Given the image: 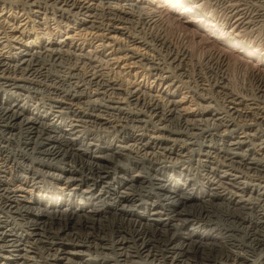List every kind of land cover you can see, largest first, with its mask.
<instances>
[{"label":"bare ground","instance_id":"1","mask_svg":"<svg viewBox=\"0 0 264 264\" xmlns=\"http://www.w3.org/2000/svg\"><path fill=\"white\" fill-rule=\"evenodd\" d=\"M167 1L188 20L203 17L209 33L239 46L237 54L264 61V51L234 36L247 25L254 42L264 4L216 0L228 17L220 26L197 0ZM18 7L33 23L43 16L37 25L46 29L49 19L75 35L100 31L103 48L71 59L74 46L49 30L42 41L15 39L20 46L11 51L14 35L0 30L8 48L0 51V142L7 144L0 160L15 178L17 169L44 179L55 168L71 174L67 186H87L76 196L57 183L33 184L34 196L21 200L0 178V264H264L260 71L250 72L249 87H235L224 53L193 60L186 38L171 41L147 0H0V11ZM111 42L143 80L107 66L101 55ZM180 88L207 103L181 106Z\"/></svg>","mask_w":264,"mask_h":264},{"label":"rangeland","instance_id":"2","mask_svg":"<svg viewBox=\"0 0 264 264\" xmlns=\"http://www.w3.org/2000/svg\"><path fill=\"white\" fill-rule=\"evenodd\" d=\"M196 1V0H194ZM199 1V2H198ZM197 0L194 3H197L199 5V8L203 7L202 9H204L205 11H207V15H211L212 18L213 16H216L217 20H221V22L219 23L220 26H223L224 22L228 17L225 16V14L223 13L222 15V6H220V4L216 1V0ZM254 1V2H253ZM249 0V2H251L252 4H259L260 6H262L264 4V0H258V2H256L257 0ZM149 2V3H148ZM215 2V3H214ZM262 2V3H261ZM149 4L150 7L156 8V11L158 13H160L161 17H163V22H165V34L166 36L173 42H177L178 39L180 38V36L178 35H182L183 37H185V41L187 42L189 48L192 50V55H193V60H198V58L200 59V57H202V55L210 50H214V51H218L219 53H224L225 56L228 59V63H229V67H228V74L229 77L231 79V83L237 87L240 88L239 86H246L249 87L248 85L249 83V74L250 72L253 71H260V73L264 76V61H258V59H256L254 56H244L241 54H237L236 51H238V47L239 46H231L227 43H225L222 39L219 38L220 34L219 32H215V33H209L207 30V26L208 22L203 21L204 19L198 18L197 16L195 18L189 19L188 18H184V16L182 14H179L180 6H175L176 4L169 2L167 0H147V5ZM203 5V6H202ZM264 6V5H263ZM262 6V7H263ZM206 8V9H205ZM221 8V9H220ZM264 8V7H263ZM8 8H5L3 11H0V22L5 18L7 21H10L8 27L7 25L2 26V28H0L1 31L7 33L8 35L12 36L14 35V38L10 41L11 45H15L13 47V49L9 50L11 51H17L18 47L20 46V44H16L17 41H14L15 39H19V40H26L27 41H42V39H44V37H48V35L46 34L47 31H51V36L54 39L57 40H63L64 43H69L70 46H74L73 47H69V46H64L63 49L67 50V47H69L68 52H70V58L73 59L74 55L76 54V56L79 54H83L84 52H86L87 50L91 51V50H96L95 52H97V55L101 54L102 51V41L100 42L99 40L97 41V37L99 38V35L101 34L100 31H97L94 33L95 30H93L90 34L87 31L86 33L81 32V36L80 35H75V33L70 29V27H61L59 30L55 29V24L52 20L47 19L48 24H47V29L46 26L44 25H37L39 23H43L44 19L43 16H41V18H36L35 22H31V20L33 19L32 17L29 19L27 17L26 14H23V11L20 10V8L18 7L17 9H13L12 14H10V12L8 11ZM15 10V11H14ZM221 10V11H220ZM14 16V19H12L11 17ZM7 17V18H6ZM225 17V19H223ZM199 19V20H198ZM201 21V22H199ZM11 23H13V25H11ZM228 23H230L228 21ZM249 25V24H248ZM11 26V27H10ZM33 26V28H32ZM62 26V25H60ZM204 26V27H203ZM13 27H15L14 29H12ZM49 27V28H48ZM247 27V25H245V27H242L240 30L237 29V32L234 33V36L239 37V39H241L242 41H244V43H248V44H252L253 50L254 49H259L261 52H263L264 50V34H263V30L264 28H260L256 29L254 28V34L256 35V39L254 40V42H250L249 38H253L254 36H248L247 34H249L248 32H246L245 28ZM249 27L251 28V26L249 25ZM6 29V30H5ZM24 29V30H23ZM245 30V31H244ZM43 33V34H42ZM45 33V34H44ZM106 32H104L105 34ZM238 33V34H237ZM85 35V37H84ZM117 35V34H116ZM118 34L117 37L119 39V41H123V42H127V38L124 39L126 37V35H120ZM246 35V36H245ZM111 37L114 36L115 34L111 33L109 34L107 37ZM241 36V37H240ZM18 37V38H17ZM73 37V40L70 42L69 40ZM96 37V38H95ZM246 37V38H245ZM22 38V39H20ZM37 38V39H36ZM117 38V39H118ZM233 38V37H230ZM248 38V39H247ZM3 39V38H2ZM1 39V40H2ZM106 39V38H105ZM92 40V41H91ZM126 40V41H125ZM252 40V39H251ZM91 41V42H90ZM14 43V44H13ZM105 44V43H104ZM117 43H110V45H108L107 47L104 48L103 51V55H101L105 60H108V64L107 66H109L110 68L114 69V71H116V69L123 70L124 71V75L127 72H137L136 75V82H139L140 80H143V78H141L140 76H138V73L141 71V68L137 67V63L136 64H132L128 62H131L130 59H128V57L123 56V52L118 51V52H114L112 51V48H109V46H113L114 49H117L118 44ZM258 44V45H257ZM260 45V46H259ZM80 47L81 50H78L77 47ZM134 46V47H133ZM130 48L135 49V47H137L136 45H129ZM234 47V48H233ZM144 47L141 46L140 48H138V51H140V53H144L147 54L149 53V51H147V49H143ZM8 48H1L0 46V51L3 53L7 50ZM140 49V50H139ZM147 52H146V51ZM72 52V53H71ZM100 54H99V53ZM72 54V55H71ZM120 56L119 60H115L114 57L115 56ZM111 60V61H110ZM116 62V63H114ZM263 62V63H262ZM128 64V65H127ZM104 66V65H103ZM109 67H105L103 68V71H107V69ZM149 77V81L152 80V78ZM133 79V78H131ZM240 84V85H239ZM151 86L149 88L153 89L154 84H150ZM180 93H184V95H186L185 99L183 100V104L181 106H189L191 105V107L195 108V105H192V99L195 100V102L200 101L201 104H206L207 102H204V100H201L197 95H195L194 93L189 92L187 89L185 88H180ZM205 93V92H204ZM194 95V96H193ZM179 95L178 97H176L177 99H180ZM190 96H193L190 97ZM190 101H192L190 103ZM213 104V103H211ZM102 136V134H101ZM112 135H107L106 137L111 138ZM4 146L2 148H5V146H7L6 142H0V146ZM12 148L14 146H11ZM8 154V152H7ZM21 159H19L20 161ZM8 165H13L12 161H9ZM38 167V171H39V166ZM17 167H15L16 169ZM0 178L2 181L5 182V184H7V187H9L11 190H13V194H15V196L21 200H31V198L34 196L33 193V184L35 185H43L44 186H54V184L57 183L58 187H63V192L64 193H69V194H73V192H75L76 196H80L81 194H83L82 191H84V189H87L86 185H81L79 184L78 181H74L71 182V185L67 186L68 184L64 183L65 181H69L71 180V174L61 171L60 169H55L52 168V170H46V169H42L43 171H49L48 175H47L44 179H42L41 177H38L37 174H33L31 172H26L23 169L18 170L17 172L15 171L14 173L17 175V178L13 177L12 174H10L8 172V168L4 166V163H2V161L0 160ZM41 170V169H40ZM52 174L54 175H58L60 176L61 180H58V177L56 176H52ZM51 175V176H50ZM74 176V175H73ZM72 176V178H74ZM23 180V181H22ZM43 180V183H42ZM63 180V181H62ZM24 181H26L24 183ZM39 181V182H38ZM63 182V183H62ZM71 187H76L75 190H71ZM100 188L95 189V193L99 192ZM59 191V190H57ZM31 196V198H30ZM128 204V202H122V204ZM153 207V206H151ZM251 211L249 209L246 208H240L239 210H237V214L242 215L247 217L248 215L250 216ZM176 223V221H175ZM189 224V223H188ZM211 226L215 227L216 225L213 223H210ZM189 227H192L189 224ZM258 254V253H257ZM252 255V254H251ZM258 255H255L254 257L256 258ZM249 258H253V256H250L249 254Z\"/></svg>","mask_w":264,"mask_h":264}]
</instances>
